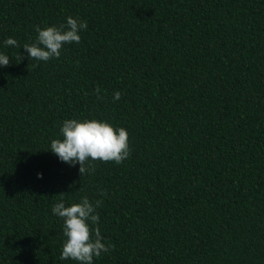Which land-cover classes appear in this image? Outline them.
<instances>
[{
	"label": "trees",
	"instance_id": "trees-1",
	"mask_svg": "<svg viewBox=\"0 0 264 264\" xmlns=\"http://www.w3.org/2000/svg\"><path fill=\"white\" fill-rule=\"evenodd\" d=\"M0 264H264V0H0Z\"/></svg>",
	"mask_w": 264,
	"mask_h": 264
}]
</instances>
